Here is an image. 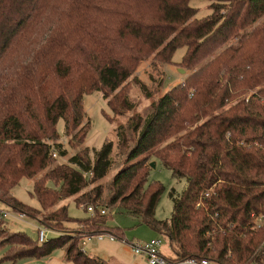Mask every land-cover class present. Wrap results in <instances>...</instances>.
<instances>
[{"label": "trees", "instance_id": "1", "mask_svg": "<svg viewBox=\"0 0 264 264\" xmlns=\"http://www.w3.org/2000/svg\"><path fill=\"white\" fill-rule=\"evenodd\" d=\"M189 1L0 0V201L58 232L39 241L1 226L3 259L60 247L75 264H109L79 242L99 233L122 239L99 210L117 205L163 236L169 258L264 264V218L257 225L253 216L264 214V0H211L203 18ZM182 46L189 68L212 57L116 128L118 147L128 148L124 163L138 159L118 169L106 191L90 186L111 167L109 140L93 161L85 148L44 171L55 163L47 140L58 138L60 119L66 134L80 126L84 94L100 91L113 114L129 111L128 79L139 64L172 63ZM149 152L186 181L180 194L169 193L167 219L155 218L165 187L147 182ZM23 177L34 178L39 208L10 195ZM69 197L94 211L71 217L62 203Z\"/></svg>", "mask_w": 264, "mask_h": 264}, {"label": "rangeland", "instance_id": "2", "mask_svg": "<svg viewBox=\"0 0 264 264\" xmlns=\"http://www.w3.org/2000/svg\"><path fill=\"white\" fill-rule=\"evenodd\" d=\"M189 4L195 8L196 17L198 18L206 17L212 12V8L210 7L211 0H190ZM263 19L264 16L261 17L259 21H262ZM252 26L249 28L246 27L247 29L245 28V31L250 30ZM235 40L236 38H232L228 42L223 43L221 47L223 48L228 44L234 43ZM185 50L184 46L177 48L172 54V63H159L158 66H153L151 63L152 57H149L139 64L137 69L128 79V81H130L129 95L135 103V107L129 111L126 110L122 114H113L100 91L94 90L90 93L84 94V116L80 124L83 128L79 133V136L73 138L80 126L72 129L69 134H66L64 122L60 119L56 125V130L59 135L58 138L47 140L54 148H56L55 151H53V155L55 154V163L48 166L44 171L58 163H67L71 156L85 148L88 149L90 161H93L95 158V151L100 149L104 141L109 140L113 143L110 155L111 167L104 177L90 186L92 187L101 184L106 191V185L113 178L116 171L138 159L136 158L128 163H124L128 148L118 147L116 128L121 124L126 125L132 114L144 110L152 101L161 96L170 87L184 81V79L197 67L212 57L207 56L198 62V64L189 68L181 62ZM133 77L146 85L147 89L151 91L150 97L146 98L144 96V93ZM227 106L228 105H225L224 108ZM87 121L89 122V127L85 138L82 139V133L87 128ZM130 145H132V142H130L129 146ZM59 151H63V154L61 155ZM143 156L147 158L146 166H149L147 182H159L165 187L155 208V218L167 219L171 216L173 208L169 193L171 190H175L177 194H180L186 185V181L184 178H174L171 171L164 167L161 161L150 152ZM149 163H153V166L149 165ZM33 179L34 178L27 177L21 178L11 189L10 195L15 196L19 201L29 206L39 208L40 205L37 198L31 194ZM78 195L79 193L75 194L74 197ZM62 203L66 204L67 212L71 217L80 218L90 215L89 211L76 204L73 197L65 199ZM0 209L9 211V216L3 218L2 222L0 221V229L1 226H3L8 230V234L16 231H24L33 240H37L38 228L41 227V222L37 218L30 216L18 218L17 212L1 201ZM108 209H110V211H107L109 215L107 224L109 226L119 227L123 232L122 239L115 238L114 240H110L107 236L99 239L97 236H91L86 239L85 244H82L83 246L81 245L82 240H80L79 246L85 251V253L109 260L111 263L133 264L135 261V264H144L143 261H138L139 256L132 251L130 243L149 240L151 235H153V230L145 223L140 222L139 218L119 209L117 205L109 206ZM46 212L47 211H41L40 215L43 216ZM69 225L74 226L73 223H69ZM1 230L0 235L2 236ZM57 233L58 232L53 233L50 231L47 233V237H54ZM1 236L0 242L4 238V236ZM161 237L163 238V236ZM5 249V247H0V264H75L72 260L65 259V250L60 247L54 248L47 256L39 258L21 257L15 259H3L2 257L5 254ZM161 251L164 254L168 251V245L164 238Z\"/></svg>", "mask_w": 264, "mask_h": 264}, {"label": "built area", "instance_id": "3", "mask_svg": "<svg viewBox=\"0 0 264 264\" xmlns=\"http://www.w3.org/2000/svg\"><path fill=\"white\" fill-rule=\"evenodd\" d=\"M208 193H206L207 195ZM86 210L92 213L94 211V207L92 205L86 206ZM100 213H106L110 211L108 208H100ZM18 218H23L24 214L21 212H17ZM9 216V211L1 210L0 209V218H5ZM254 222L259 225L263 218L264 214L253 215ZM51 230L41 226L38 228V239L39 241H45L47 239V233ZM99 239L104 237H108L110 240H114L116 236L112 233H99L96 235ZM88 237H83L81 243L84 245ZM163 243V238L161 236L152 237L147 241L144 242H137V243H130L132 247V251L137 255H144L147 260V264H222L221 262L215 260H209L206 257H199V256H190L183 259H174L167 257L162 251L161 246ZM257 264V263H256Z\"/></svg>", "mask_w": 264, "mask_h": 264}, {"label": "crops", "instance_id": "4", "mask_svg": "<svg viewBox=\"0 0 264 264\" xmlns=\"http://www.w3.org/2000/svg\"><path fill=\"white\" fill-rule=\"evenodd\" d=\"M156 236H159V234L157 233V232H155V231H153V235H151V238L152 237H156ZM81 245H82V243H81ZM83 246V245H82ZM137 255V254H136ZM165 255H167V256H169L170 255V250L168 249V251H167V253H165ZM137 256H139V258H138V261L139 262H141V261H143L144 262V264H147V260H146V257L144 256V255H137ZM109 264H115L114 262H110L109 260H106ZM136 262L134 261V263L133 264H135Z\"/></svg>", "mask_w": 264, "mask_h": 264}, {"label": "water", "instance_id": "5", "mask_svg": "<svg viewBox=\"0 0 264 264\" xmlns=\"http://www.w3.org/2000/svg\"><path fill=\"white\" fill-rule=\"evenodd\" d=\"M151 166H153V163H150Z\"/></svg>", "mask_w": 264, "mask_h": 264}]
</instances>
